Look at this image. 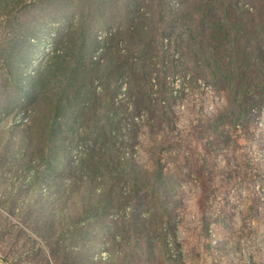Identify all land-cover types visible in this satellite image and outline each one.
<instances>
[{
    "label": "rangeland",
    "instance_id": "obj_1",
    "mask_svg": "<svg viewBox=\"0 0 264 264\" xmlns=\"http://www.w3.org/2000/svg\"><path fill=\"white\" fill-rule=\"evenodd\" d=\"M104 1L32 0L0 19V264H264V0H213L201 9L196 35L203 62H217L216 69L209 66L215 86L164 36L163 75L173 97L166 106L185 143L170 141L160 151L166 160L158 155V130L155 154L146 139L118 140L116 147L121 160L143 170L160 159L170 182L164 196H140L91 218L79 202L91 183L77 159L87 160L86 138L77 136L72 116L59 111L47 149L41 92L32 94L47 52L65 51L83 3L95 7L86 27L89 54L99 56L107 36ZM180 2L169 0V6L176 10ZM82 60H75L77 68ZM7 61L16 62L12 73ZM119 85L116 101L124 96ZM229 106L243 125L191 122ZM197 132L210 139L198 142Z\"/></svg>",
    "mask_w": 264,
    "mask_h": 264
},
{
    "label": "trees",
    "instance_id": "obj_2",
    "mask_svg": "<svg viewBox=\"0 0 264 264\" xmlns=\"http://www.w3.org/2000/svg\"><path fill=\"white\" fill-rule=\"evenodd\" d=\"M32 3V0H0L1 21H7L14 12L22 11ZM84 3L66 33L65 51L61 54L47 52L46 70L34 79L32 95L35 98L41 92L39 100L47 118V149L51 150V139L55 134L53 119L59 111L71 115L77 136L86 138L88 149L82 153L88 156L87 160L80 163L84 160L82 154L77 159L79 168L85 171L81 175H89L84 179L91 183L79 195V202L87 217L96 218L115 208L116 204L119 207L135 202L140 196L151 199L157 198V194L164 196V189L170 182L161 172L160 159L151 163L150 170L121 160L116 147L118 140L141 143L146 139L150 141V152L154 150L155 154L152 141L158 130L161 143L158 155L165 160L166 154L160 151L170 141L185 143L183 135L170 123L166 106L173 97L163 75L165 63L161 43L164 36L175 40L179 53L191 61L194 72L213 85L218 77L209 68L212 63L216 69L217 62H203V49L196 35L203 22L199 13L213 0H181L176 10L170 8L169 0H105L107 36L102 40L97 58L89 54L86 27L95 7L88 5L84 9ZM192 14L196 16L193 18ZM79 55L85 60L77 68L74 63ZM5 64L11 73L15 71L16 62L13 66L10 61ZM119 82L124 96L116 101ZM94 83L98 85V91L93 87ZM225 96L228 101L232 100L228 94ZM72 104L77 107L76 111L70 110ZM206 116L201 113L191 122L199 124L203 120H213L217 126L222 120L229 119L233 125H243L241 115L230 106ZM193 137L200 143L210 139L209 134L203 132H197ZM200 143L197 144L202 145ZM102 165L105 169L101 172ZM64 218L71 223L78 220L69 215Z\"/></svg>",
    "mask_w": 264,
    "mask_h": 264
}]
</instances>
